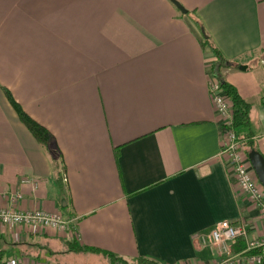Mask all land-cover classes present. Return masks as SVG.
Returning <instances> with one entry per match:
<instances>
[{"label":"crops","instance_id":"0c3cea01","mask_svg":"<svg viewBox=\"0 0 264 264\" xmlns=\"http://www.w3.org/2000/svg\"><path fill=\"white\" fill-rule=\"evenodd\" d=\"M177 1L186 14L169 0H0V209L59 213L74 230L0 226V242L30 262L66 244L213 264L199 238L215 224L264 237L220 156L223 126L208 94L212 46L226 63L222 81L250 105L244 142L264 157V0ZM6 91L48 131V146ZM249 255L243 240L231 264Z\"/></svg>","mask_w":264,"mask_h":264},{"label":"built area","instance_id":"2783aa9c","mask_svg":"<svg viewBox=\"0 0 264 264\" xmlns=\"http://www.w3.org/2000/svg\"><path fill=\"white\" fill-rule=\"evenodd\" d=\"M208 94L211 104L222 121L220 156L229 164L237 185L242 194L257 208L264 221V188L252 170L249 160L240 150L233 127L232 102L221 87L219 70L213 72L208 80ZM20 196L11 198L16 202ZM0 226L24 227L35 232L52 229L73 236L71 223L59 213H46L40 210L18 211L14 208L0 209ZM247 226L244 223L222 221L210 228L206 234L200 235V242L218 257L213 264H231L232 247L239 240L245 241V251L249 252V264H264V237L247 239ZM0 264H33L22 257H10Z\"/></svg>","mask_w":264,"mask_h":264},{"label":"trees","instance_id":"16d2710c","mask_svg":"<svg viewBox=\"0 0 264 264\" xmlns=\"http://www.w3.org/2000/svg\"><path fill=\"white\" fill-rule=\"evenodd\" d=\"M205 44L209 45L208 39L205 38ZM211 50L215 54L216 60L214 62V68L216 70H219L221 67H225L226 63L225 60L221 57V55L218 53V51L210 46ZM221 87L225 94L229 97V99L232 102V111H233V127L235 130H246L249 125V112H250V105L246 103L238 94L236 89L231 86L230 84L222 81L221 79ZM11 105L15 109L20 121L27 127V129L31 132L33 137L43 146H48L50 142L52 141L51 135L48 133V131L37 124L34 120H32L22 109L21 107L13 100L10 93L8 91L5 92ZM246 138L250 139L249 133L246 134ZM252 141H247L246 146L252 149ZM242 240H239L238 243H240ZM93 252L95 250H92ZM103 255L108 257L111 264H130V261L116 256L115 254L109 253V252H103ZM2 254L0 253V260H1ZM137 261V260H136ZM141 264H154L153 262L147 261V260H141L139 259Z\"/></svg>","mask_w":264,"mask_h":264},{"label":"rangeland","instance_id":"374dc122","mask_svg":"<svg viewBox=\"0 0 264 264\" xmlns=\"http://www.w3.org/2000/svg\"><path fill=\"white\" fill-rule=\"evenodd\" d=\"M234 132L236 134L237 140L239 141L240 150L248 159L247 154L250 151V148L246 146V142H244V137L241 132L239 130H235ZM0 253L2 254L0 261H3V259H7L10 257H23L25 259L35 257L32 256L33 254H31L30 252H20L19 246L4 245L3 242H0ZM37 261H40L43 264H111L109 258L104 256L103 254L99 255L95 253L83 252L82 250H71L66 244L61 245V247L59 248H42V253H40L37 257ZM130 264L141 263L137 260L130 261Z\"/></svg>","mask_w":264,"mask_h":264},{"label":"water","instance_id":"95a60500","mask_svg":"<svg viewBox=\"0 0 264 264\" xmlns=\"http://www.w3.org/2000/svg\"><path fill=\"white\" fill-rule=\"evenodd\" d=\"M177 10H179L182 14H186L187 10L177 1V0H169ZM248 160L252 167L253 172L255 173L256 178L259 183L264 188V157L262 154L256 150H250L247 154Z\"/></svg>","mask_w":264,"mask_h":264}]
</instances>
